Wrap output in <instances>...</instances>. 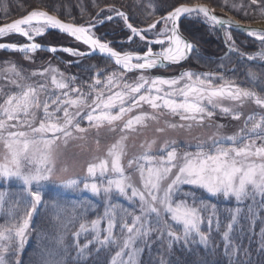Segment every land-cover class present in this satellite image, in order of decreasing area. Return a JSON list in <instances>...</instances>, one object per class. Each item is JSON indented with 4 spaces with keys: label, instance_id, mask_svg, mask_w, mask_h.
Instances as JSON below:
<instances>
[{
    "label": "snow or ice",
    "instance_id": "obj_1",
    "mask_svg": "<svg viewBox=\"0 0 264 264\" xmlns=\"http://www.w3.org/2000/svg\"><path fill=\"white\" fill-rule=\"evenodd\" d=\"M260 2L264 0H251L252 4ZM211 11L205 4H180L161 17L164 28L159 30L155 39H148L143 30L129 22L124 12L116 11L115 14L124 20L131 32L129 41H133L135 37H139L141 41L147 40V50L142 54L115 50L109 43L94 35L92 29L95 24L85 26L66 23L57 15L44 10H33L12 23L0 26V38L14 33L30 42L22 45L0 43V49L24 53L27 57V54L42 47L34 42L35 37L45 35L47 30H58L87 45L93 52L98 51L111 58L123 69L120 78L116 73L108 76L105 87L111 94L105 96L104 89L95 87L101 84L99 78L95 80V85L89 86L96 93L91 103H88V96L79 88L70 86L63 73L58 74V69L49 67L39 73L33 72L32 76L46 77L51 73V84L59 92H48V85L43 82L17 84L19 91L9 95L0 104V141L7 150L0 157V182L10 184L18 181L21 190L30 198L23 200L25 210L19 222L13 223L10 228L0 229V242L15 243L17 252L22 250L33 216L39 213L40 207H47L49 203L52 207L60 206L59 200L49 195V186L77 191L81 190L82 184L83 191L94 196L103 194L109 203L103 217L93 219L90 223H80L74 236L78 240L82 233L91 232L93 239L100 247H104L117 243L114 230L118 228L123 236V243L112 264H125V254L128 256L127 264H136L135 256L143 251L136 245L139 242L150 247L149 237L153 232L159 233L158 239H163L166 233L169 248L180 241L187 246L189 241L195 242L197 238L199 244L207 248L216 206L212 205V215L207 218L209 231L205 232L202 228L205 222L203 212L207 210L208 202L203 198L198 199L195 192L185 191L183 186L187 185L191 189L203 191L209 197L236 201L237 207L232 211L222 235L225 254H236L240 250V245L236 242L237 226H240L239 232L244 229L239 205L247 200L255 203L257 196L264 202V113L248 115L244 127L236 134L221 135L217 132L210 145L198 144L195 151L181 150L175 141L168 140H164L155 152V139L147 145L141 144L144 151L127 160V168L139 175V185L123 163L127 156L125 141L128 133L138 131V126H147L148 120L158 119V116L144 111L129 115L144 104L154 111L158 110L160 114H164L166 110L169 115H178L180 120L192 122L179 125L181 128H191L193 123L202 125L205 118H211L215 114L216 109L239 120L241 113L222 103L225 100L241 104L250 100L258 108L264 109V95L232 82L218 85L214 80L215 74L212 73L185 71L173 78L145 74L167 64L180 63L193 50V44L180 33L178 22L182 17L203 15L214 25L231 27V19H220L212 15ZM106 18L113 19L112 15ZM99 22L102 23L103 20ZM236 23L239 24V21ZM158 24L159 21L148 27L156 29ZM245 31L249 37L264 44V32L250 29ZM152 45H160L161 50L155 52ZM60 50L70 55H85L75 49ZM48 51L56 53L58 49L49 47ZM11 70L15 71V67ZM135 71L140 72L135 82L123 81V87L120 88L124 74ZM16 75L25 79L19 72ZM112 88L120 90L112 92ZM71 93L78 95L73 97ZM40 110L42 116L37 123V113ZM125 116H128L126 121ZM84 120L88 122V127L82 126ZM10 121L15 123H9ZM118 121H124L119 127V139L108 147L103 157H97L88 163L83 179L66 178L62 175L67 172V168H58L59 144L66 145L70 139H86L91 129L98 132L108 126L110 131H115ZM167 126L176 128L178 125L169 123ZM156 131L163 132L164 129L157 128ZM114 195L125 198L133 207L121 206L118 212L117 204L111 202ZM2 200L3 196H0V201ZM102 221L106 222L103 228ZM215 223L219 230L218 217ZM260 235L261 247L264 248V228ZM59 243L64 244L63 235L60 236ZM91 243L89 241L83 246L76 243L75 259L85 257L86 249ZM70 247L71 245L64 244L65 252ZM8 251V245L0 244V264H6L5 253ZM17 264L22 262L17 260ZM46 264H65V261L63 258L50 259Z\"/></svg>",
    "mask_w": 264,
    "mask_h": 264
},
{
    "label": "rangeland",
    "instance_id": "obj_2",
    "mask_svg": "<svg viewBox=\"0 0 264 264\" xmlns=\"http://www.w3.org/2000/svg\"><path fill=\"white\" fill-rule=\"evenodd\" d=\"M217 12L219 15L239 20L235 15L223 10H218ZM120 19L122 22L124 21L121 17ZM184 20L195 21V24L201 26V29L205 34L202 33L199 37L200 42H203L205 38L210 39L214 37L215 43L212 44H219L221 35L220 31H218L214 23L206 20L203 15L186 17ZM262 22H264V20L254 21V23ZM246 23L254 24L250 22ZM123 25L127 28L125 24ZM117 26H121V24ZM107 28L110 29H106L110 34H112L111 32H115V29H117L115 25ZM163 28L164 23H159L155 30L148 31L144 34L148 39H155L159 30ZM105 32L106 31L101 33L100 31V34H98L99 36L96 37L101 39L103 42L109 43L110 46L117 51H129L130 47H114L113 44L115 41L123 44L132 42V44L141 45L142 48H144L143 51L147 50V40L141 41L139 37H135L133 41L129 42L128 38L131 36L129 29L127 31L128 35L123 41L116 38L118 35H107ZM117 32L118 31L115 33L117 34ZM93 33L94 35H97L96 32L93 31ZM222 33L224 34L227 44L234 47L239 44V48L242 50L243 47L246 46V42L241 39L239 35L225 29ZM229 36L231 39H229ZM111 37L116 40L112 41ZM1 39L5 42L9 41L15 43L25 41L24 37L14 33L6 35ZM134 41L137 42L134 43ZM257 43L258 48L255 49L254 52L263 56L264 44H261V42ZM151 47L155 52L161 50L160 45H152ZM224 50L219 53H223ZM22 58L23 59H21V57H14L11 54L7 55L0 53V88L5 90L8 94L6 97L4 94L2 95L3 98L0 100V104H3L9 95L19 91L17 84L43 82L48 85V92H59L60 90H55L54 86L51 84V73L47 74L46 77L36 75L29 78L33 72L39 73L45 68L53 67L58 69V74L63 73L64 78L69 82L70 86L79 88L88 96V103H91V99L96 95V93L93 92L89 86L95 85V80L97 78L101 80V84L95 85V87L97 89H104V94L107 96L111 94V92H109L105 87L108 76L116 73L117 77L120 78V73L123 72L119 66H114L111 62H106L104 63L105 65L91 64L90 61L82 64L78 60L69 61V64L67 63L68 66H70V64L72 66L75 65L70 68H62L58 63L53 62L50 66L45 68L25 69L23 68L22 62L30 64L32 56H25ZM188 63L189 65L185 68H178L179 66H170L167 68L163 67L150 70L145 74L150 76L173 78L179 76L185 71H191L197 74L212 73L215 74L214 80L218 85L221 83L232 82L234 85L264 95V67L262 66L252 67L250 65H237V59H231L230 61L227 59H213L210 61L200 53L194 54L191 61H188ZM13 67H15V71L11 70ZM16 72H19L25 79H21L20 76H17ZM139 75V71L124 74L120 88L123 87V81L133 83ZM120 88H112V92L118 91ZM71 95L75 97L78 94L71 93ZM43 98L44 96L42 95L41 99ZM222 103L226 106L232 107L234 111H239L241 113V118L239 120H235L232 118L231 114H224L221 113L219 109H216L215 114L211 118H205L202 125L193 123L191 128H181L179 125H187L192 122L182 121L178 115L167 114L166 110L164 114H160L158 110L154 111L147 104H144L141 108L134 110V113H130L129 115H132L140 111H144L158 116L157 120H148L146 122L147 126H138V131L128 133V139L125 141L127 146V156L124 158L123 163L125 164L127 172L133 175L137 185H139V175L138 173L133 172V169L127 168V160L141 154L144 151V148H141V144L147 145V143L155 139L157 141L153 148V152H155L164 140H168L175 141L176 145H178L181 150L187 149L189 151H195L198 144L210 145L217 132L221 135L236 134L244 127V121L248 115L264 113V109L258 108L250 100H245L243 104L228 100H225ZM70 110L74 111V109ZM85 110L87 111L88 109ZM60 115H62V113ZM41 116L42 110L37 113V123ZM127 118L128 116H125L124 120L126 121ZM123 122L124 121L116 122L115 131H110L108 126L99 129L98 132L96 129H91L86 139H70L66 145L63 143L59 144V147L57 148V152L60 157L58 168H67V172L62 175L66 178L79 177L83 179L86 176L88 163L93 162L97 157H103L106 154L108 147L119 139L121 135L119 127L122 126ZM9 123H15V121H10ZM169 123H175L178 126L176 128H169L167 126ZM82 126L88 127V122L86 120L82 121ZM250 126L251 125L249 124V127ZM157 128H163L164 131L157 132ZM97 141H99V143H97ZM6 151L4 143L0 141V157H2ZM6 187L10 188V194L6 193ZM53 188L54 187L49 186V195L58 199L59 203L62 204V207L63 205L68 207L65 210L63 209V211H60L62 210L60 209L59 212L55 209L56 207H52V205L49 204L48 208L44 209L45 211L39 210L38 214H34L30 224L26 244L19 252L16 250L17 244H10L9 241L0 242V244L9 246V251L5 253L6 264H17V260L21 261L22 264H27V258L30 255H33L36 258L37 264H46V262L50 259H59L57 258V253H59L60 258L64 259L65 264H112L116 252L120 251L123 243V236L118 228L114 230V236L117 238V243L105 245L104 247H100V245L93 239V234L91 232L82 233L78 240L74 236V233L79 230L80 223H90L93 219L103 217L105 208L109 203L108 199L104 197L103 194L94 196L90 192L83 191L82 184L80 185L81 190L77 191L69 190L68 192L65 189H60V193H53ZM183 189L185 191L195 192L198 199L203 198L208 202V208L203 212L205 222L202 225V228L205 232L209 231L207 218L212 215V205L216 206V215L213 216V224L211 227L210 242L208 247L205 248L203 245L199 244L197 238L195 242L189 241L187 246L183 241H180L179 243H174L172 247L169 248L166 233L163 239H158L157 237L159 236V233L153 232L149 237L150 247L139 242L136 245L138 248L143 249L142 253L135 256L136 264H184V261L185 263L188 261L189 263L192 262L199 264H264V248L261 247L260 235L261 229L264 228V202H262L259 196L256 197L255 203H253L252 200H247L239 205L242 210L241 222L244 229L243 232H239L240 226H237L238 239L236 242L240 245V250L236 254H232L231 252L225 254L222 234L231 219L232 211L237 207L236 201L234 199L225 200L223 197H209L203 191L199 189H191L190 186L187 185L183 186ZM0 196H3V200L0 201V229H7L10 228L13 223L19 222L20 216L23 215V211L25 210L24 207H22L24 206L23 200L27 197L26 193L21 190V185L18 181H13L10 184L0 182ZM5 200L8 203V207L4 205ZM111 202L117 204L118 212L121 206L128 208L133 207L125 198L115 195L112 197ZM249 208H251V212H249ZM137 214H139L138 211ZM45 215H47V218L51 217L55 221L58 220L59 225L50 226L49 231L46 233L47 235H45V241L39 242V222L42 218H45ZM217 217L220 221L219 230H217L215 223ZM104 226H106V222L102 221L101 228ZM42 233L45 234L44 232ZM61 235L64 237V244L71 245L67 252H65L64 244L59 243ZM89 241H92V243L89 245V248L86 249L87 255L80 259H75L77 255V249L75 247L76 243L83 246L84 244H88ZM34 245H39L36 252L34 251ZM97 249H99V251H97ZM54 253L56 256H54ZM116 259L119 260L120 258ZM123 260L125 261V264H127L128 256L126 254L123 256Z\"/></svg>",
    "mask_w": 264,
    "mask_h": 264
},
{
    "label": "trees",
    "instance_id": "obj_3",
    "mask_svg": "<svg viewBox=\"0 0 264 264\" xmlns=\"http://www.w3.org/2000/svg\"><path fill=\"white\" fill-rule=\"evenodd\" d=\"M199 2L208 3L216 12L218 10H223L225 12L233 14L242 22L244 21L251 23L255 20H264V2L252 4L251 0H0V24L7 23V21L16 19L19 16L28 13V11L33 8L46 10L57 15L58 17L63 18L64 20H68L70 22L73 21L78 24L90 23L94 19H98L99 16H108L114 14V12L116 11H123L127 13L130 19V23H132L134 27H147L148 24L152 23L158 17L167 14L179 4H193ZM119 24H121V26H117ZM114 25L117 27V29H115V32H118L117 34L115 32H111L112 35H118L116 36V38L121 39V41L125 40L128 35V29L125 28L121 19H114L106 23L104 26L109 27ZM181 25L183 33L192 40L197 41V35L202 34V29H199L197 27L195 21L185 20L181 23ZM97 30L101 29L97 28ZM46 37L52 39L53 41H59L58 43L55 42L56 45H66L71 47H73L74 45L73 41H66L64 37H59V35L56 36L51 31ZM111 39L112 41L116 40L112 37ZM135 42L137 41H134V43ZM197 43L198 46H201V53L204 56L211 57L212 55H217L224 49L223 45L220 42L217 45L212 44L215 43L214 37L210 39L206 38L203 42L197 41ZM113 45L114 47L117 46V48L130 47L129 49L131 51H143L144 49L141 45L132 44V42L123 44L115 41ZM9 54L17 58L21 57V59H23L22 57L26 56L23 53ZM57 55L60 57V59L53 54L50 55L40 50L38 52L27 55L29 57L32 56V60L30 61V64L27 62V64L25 62H22V65L25 69H41L50 66L53 62L58 63L62 68H70L75 66H68L67 63H65L64 60L68 57L66 54L58 53ZM89 61L91 64L105 65L104 63H109L107 59H103L97 56H95L94 58H85L83 61H81V63L84 64L88 63ZM188 65V62L183 63L178 68H185ZM9 192L10 188L6 187V193L10 194ZM54 192L60 193V189L54 187L53 193ZM27 199L30 198L27 197ZM4 205L8 207V203L6 200L4 202ZM48 206H41L40 211L48 208ZM67 207L68 206L62 207V204H60V206L56 207L55 209L58 211L62 209L60 211H63V209L65 210Z\"/></svg>",
    "mask_w": 264,
    "mask_h": 264
},
{
    "label": "bare ground",
    "instance_id": "obj_4",
    "mask_svg": "<svg viewBox=\"0 0 264 264\" xmlns=\"http://www.w3.org/2000/svg\"><path fill=\"white\" fill-rule=\"evenodd\" d=\"M199 3H205V4H208V3H206V2H199ZM199 3H193V4H199ZM183 4H186V3H183ZM189 4H191V3H189ZM188 4V5H189ZM180 5V4H179ZM178 5V6H179ZM209 5V4H208ZM209 7H211V5H209ZM212 8V7H211ZM33 8H31V10H29L28 12H30V11H33L32 10ZM213 9V8H212ZM172 10H174V9H172ZM171 10V11H172ZM48 12V11H47ZM121 12H123V11H121ZM170 12V11H169ZM214 12H215V10H214ZM51 13V12H50ZM116 12H114V14H115ZM125 14H126V16L128 17V15H127V13L126 12H124ZM216 13V12H215ZM27 14V13H26ZM26 14H24V15H22V16H25ZM53 14V13H52ZM114 14H112V16H114ZM218 14V13H217ZM165 15H167V14H165ZM165 15H163V16H165ZM219 15V14H218ZM22 16H19V17H22ZM163 16H160V17H158V18H161V17H163ZM107 16H103V17H100L99 16V18L98 19H94L92 22H90V23H82L83 25H91V24H95V27L93 28V30L92 31H94V32H96V34L97 35H95V36H99L98 34H100V31H101V33H104V31H106L105 33L107 34V35H112V34H110V33H108V31L106 30V29H108L106 26H104L106 23H108V22H110V21H112V20H114V19H120V17L119 16H117V17H114L112 20H108L107 18H106ZM59 19H61V20H63L64 22H67V23H73V24H78V23H76V22H73V21H68V20H64L63 18H61V17H58ZM157 18V19H158ZM156 19V20H157ZM184 19H186V17H183L182 19H181V21H180V23H179V25H180V30H181V32H182V34L184 35V36H186L188 39H189V41H191L195 46H197V50H198V53H200V54H202L201 53V46H198V43H197V41L198 42H200V39H199V37L201 36V35H197V38H196V40L197 41H195V40H192L191 38H189L187 35H185L184 33H183V31H182V25H181V23L183 22V21H185ZM100 20H103V22L102 23H100L99 21ZM128 20H129V22H130V19H129V17H128ZM156 20H154L152 23H154ZM255 21H259V20H255ZM124 22V21H123ZM210 22H212V21H210ZM244 22V21H243ZM152 23H150V24H152ZM159 23H164L163 22V20H161ZM213 23V22H212ZM246 23V22H245ZM251 23H254V22H251ZM2 24H4V23H2ZM81 24V25H82ZM123 24H125V23H123ZM150 24H148V25H150ZM255 25H257V26H259V27H262V28H264V22H262V23H254ZM1 25V24H0ZM147 25V26H148ZM197 25V27L200 29L201 28V26H199L198 24H196ZM104 27V28H103ZM97 28H99V29H101V30H97ZM138 28V27H137ZM216 28H218L217 27V25H216ZM227 30V31H229L228 29H226L225 27H223V28H221L219 31H220V39H219V41L221 42V44L223 45V47H224V52L223 53H218L217 55H212L211 57L213 58V57H215V58H220L221 60H223V59H227L228 61H230L231 59H237V65H240V64H242V65H250V66H252V67H256V66H262V67H264V55L262 56V55H260V54H258V53H255L254 51H255V49H257L258 48V43L257 42H260V41H258V40H253L252 38H249V37H247V36H245V35H240L239 33H236V32H232V33H235V34H237V35H239L240 36V38L241 39H243L246 43H245V45L246 46H244L243 47V50L242 49H240L239 48V44H237L235 47L234 46H231V45H229V44H227L226 43V41H225V44H227L228 46H227V48L225 47V44H224V41H223V39H222V31L223 30ZM50 31L51 32H53L56 36H58L59 35V37H64L65 38V40L66 41H73V43H74V45H73V47H71V46H68V47H70V48H75V49H78L79 51H86V52H90V49L88 48V46L87 45H85V44H83L82 42H79V41H77V40H75V38H73V37H71V36H69V35H67L66 33H60L58 30H49V31H47L46 32V34L43 36L42 35V37L41 36H38V37H35V39H34V41L35 42H38L39 44H41L42 46H66V45H56V43H58L59 41H53L52 39H50V38H48V37H46L49 33H50ZM98 32V33H97ZM231 32V31H230ZM202 33H204L203 32V30H202ZM205 34V33H204ZM224 35V34H223ZM41 37V38H40ZM24 39H25V41L24 42H19V43H16V44H25V43H28L27 41H26V38L24 37ZM206 39V38H205ZM56 42V43H55ZM0 43H15V42H5V41H2V39L0 38ZM84 48H86V49H84ZM237 48H238V50H237ZM234 49V50H233ZM41 50V49H40ZM40 50H37L36 52H38V51H40ZM41 51H43L44 53H47V54H53V55H55L56 57H58L59 59H60V57L57 55L58 53H64V54H66L68 57L67 58H65V63H68L69 64V61H73V60H78L79 62H81V61H83L85 58H94V57H89V56H80V55H70V54H68V53H65V52H59V51H57L56 53H48V52H46V51H44V50H41ZM129 51H131V50H129ZM121 52H123V51H121ZM134 52H137V53H140V54H142L144 51H141V50H137V51H134ZM0 53H3V54H7V55H9V53H20V52H14V51H11V50H9V49H0ZM33 53H35V52H33ZM24 54V53H23ZM30 54H32V53H29V54H27V55H30ZM194 54H196L194 51L192 52V54H191V58H192V56L194 55ZM97 57H99V56H97ZM249 57H253V59H249ZM102 58V57H101ZM191 58L188 60V61H190L191 60ZM103 59H107V58H103ZM108 60V59H107ZM109 61V60H108ZM188 61H186L185 63H187ZM111 61H109V63H110ZM111 63H113V62H111ZM114 64V63H113ZM70 66H71V64H70ZM114 66H117V65H115L114 64ZM160 68V67H159ZM158 68V69H159ZM122 69V68H121ZM123 70V69H122ZM32 77V75L31 76H29V78H31ZM2 94H4L5 95V97L8 95L7 94V92L5 91V90H3V93ZM65 190H67V189H65ZM68 192H69V190H67ZM63 207H66V205H63ZM58 221V220H57ZM57 221H55V220H53L51 217L49 218H47V215H45V218H42L41 219V221L39 222V232H40V237H39V242H43V241H45V239H46V236L45 235H47L46 233L49 231V227L50 226H58L59 225V221L57 222ZM32 226V225H31ZM42 232H44L45 234H43ZM38 246L39 245H34V251L36 252V250H37V248H38ZM54 256H56V254L54 253ZM65 257V256H64ZM57 258H59L60 259V256H59V253H57ZM27 264H37V262H36V258L33 256V255H30L28 258H27ZM184 264H199V263H192V262H188V261H186V263H185V261H184ZM201 264H203V263H201Z\"/></svg>",
    "mask_w": 264,
    "mask_h": 264
},
{
    "label": "water",
    "instance_id": "obj_5",
    "mask_svg": "<svg viewBox=\"0 0 264 264\" xmlns=\"http://www.w3.org/2000/svg\"><path fill=\"white\" fill-rule=\"evenodd\" d=\"M199 4H205V3H199ZM189 5H193V4H189ZM205 5H207L208 6V8L210 9V11L211 10H213L211 7H209V5L208 4H205ZM44 11H46V10H44ZM31 12V11H30ZM30 12H28L27 14H29ZM26 14V15H27ZM49 14H52V13H50L49 12ZM211 14L212 15H215L216 17H218V18H220V19H224V20H229V19H231V21H232V25H231V27H228V26H224L226 29H228L229 31H231V32H236V33H239L240 35H245V36H247V37H249L248 35H247V32L245 31L246 29H250V30H256V31H261V32H264V28H262V27H259V26H257V25H255V24H247V23H245V22H241V21H239V20H237V19H235V18H230V17H228V16H224V15H218L217 13H215L214 11H211ZM25 15V16H26ZM166 16V15H165ZM23 17V16H22ZM22 17H18V18H16V19H19V18H22ZM113 18L114 17H117V15L116 14H114V16H112ZM183 18V17H182ZM181 18V19H182ZM16 19H13V20H10V21H7V23H4V24H1L0 26H3V25H5V24H8V23H12L13 21H15ZM181 19H180V21H181ZM162 19L161 18H158L155 22H157V21H161ZM63 21V20H62ZM180 21L178 22V23H180ZM237 21H239V24H237L236 22ZM64 22V21H63ZM67 23V22H66ZM73 24V23H72ZM76 25V24H75ZM77 25H81V24H77ZM83 25V24H82ZM85 26H87V25H85ZM149 26V25H148ZM138 27L139 29H141V30H143L144 31V33H147L148 31H153V30H155V29H149V27ZM127 27V26H126ZM217 29L218 30H220L222 27L221 26H219V25H217ZM93 30V29H92ZM179 30H180V25H179ZM47 31H49V30H47ZM180 33H181V35L186 39V40H188L189 41V39L186 37V36H184L183 34H182V32H181V30H180ZM249 38H252L253 40H256L254 37H249ZM222 39H223V41H224V44H225V38H224V35L222 34ZM27 41V40H26ZM28 43H30L29 41H27ZM35 42V41H34ZM130 42V41H129ZM189 42H191V41H189ZM38 43V42H37ZM192 43V42H191ZM193 44V43H192ZM20 45H22V44H20ZM41 45V44H40ZM42 46V45H41ZM193 50L191 51V52H189L188 53V55H187V58L186 59H184V60H182L180 63H177V64H167V65H165V66H161L160 68H163V67H170V66H180L181 64H183V63H185L186 61H188L190 58H191V54H192V52L194 51L195 53H198V50H197V46H195L194 44H193ZM227 44H225V47L227 48ZM49 47H56L57 49H58V51L59 52H63V51H61L60 49H62V48H70V47H68V46H42L41 47V50H44V51H46V52H48V53H51V52H49L48 51V48ZM70 49H72V48H70ZM73 49H75V48H73ZM40 50V49H39ZM75 50H77L78 52H82V51H79L78 49H75ZM83 53H85V56H89V57H94L95 55L96 56H99V57H102V58H107L109 61H111V62H113L114 63V61L111 59V58H109V57H107V56H103V55H101L98 51H95V52H93L91 49H90V52H86V51H83ZM84 56V55H83ZM115 64V63H114ZM116 65V64H115ZM159 68V67H158ZM158 68H156V69H158ZM152 70H154V69H152Z\"/></svg>",
    "mask_w": 264,
    "mask_h": 264
},
{
    "label": "flooded vegetation",
    "instance_id": "obj_6",
    "mask_svg": "<svg viewBox=\"0 0 264 264\" xmlns=\"http://www.w3.org/2000/svg\"><path fill=\"white\" fill-rule=\"evenodd\" d=\"M202 56H204L203 54H202ZM206 59H208V60H210V61H212L213 59H215V60H221L220 58H215V57H210V56H204ZM3 93V90L0 88V100L3 98L2 97V94Z\"/></svg>",
    "mask_w": 264,
    "mask_h": 264
}]
</instances>
